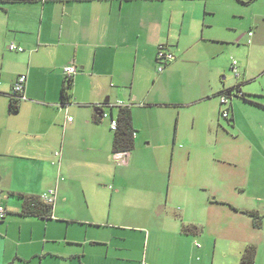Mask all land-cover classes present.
Wrapping results in <instances>:
<instances>
[{
	"label": "crops",
	"instance_id": "1",
	"mask_svg": "<svg viewBox=\"0 0 264 264\" xmlns=\"http://www.w3.org/2000/svg\"><path fill=\"white\" fill-rule=\"evenodd\" d=\"M255 1L0 3V203L8 210L0 220V264H204L197 236L218 223L223 205L240 206L221 195L225 183L210 188L213 182L196 184V176L176 187V202L171 189L160 201L165 190L155 173L167 159L179 164V143L192 150L224 130L218 96L238 84L225 75L230 37L249 22L240 6ZM252 21L249 33L264 30V11ZM162 44L176 58L159 71ZM70 65L77 73L65 104ZM21 74L28 76L26 98L12 110ZM96 106L107 114L99 121ZM122 106L131 107L135 129L124 167L115 162L111 128ZM137 164L156 171L135 172ZM50 189H57L53 218L21 214L26 198Z\"/></svg>",
	"mask_w": 264,
	"mask_h": 264
},
{
	"label": "rangeland",
	"instance_id": "2",
	"mask_svg": "<svg viewBox=\"0 0 264 264\" xmlns=\"http://www.w3.org/2000/svg\"><path fill=\"white\" fill-rule=\"evenodd\" d=\"M240 7L243 9V14L250 18L248 23L239 17L235 18L237 21L245 22V25L239 34L234 32L230 37V42L233 44L229 60L231 58L232 61L234 59L238 61L243 75L242 78L237 79L232 69L227 70L225 75L230 86L236 83L242 85V90L249 96L247 99L250 101L233 96L231 104L233 103L235 120L228 121L220 115L224 130L213 133L210 141L201 138L195 142L192 150H189V143L178 144L176 159H179V164L171 163L170 159H167L163 171L155 173L158 175L157 183L165 190L160 201L168 196V191L171 189L173 195L171 202H176L177 198H174L175 192L178 191L176 187L188 184L187 180H194L196 176V184L213 182L210 188L220 187L225 183L226 188H223L221 195H225L233 202L230 204L240 206L243 210L255 209L264 214V107L259 106V103L260 105L264 103L262 97L264 96V30H254L253 44H247L249 29L254 22L252 15L264 11V0ZM244 33L245 37L238 41L239 36ZM250 49H254L253 52ZM226 58L228 55L225 60ZM234 94L237 92L235 91ZM220 98L221 96H218L219 102ZM251 100L254 103H251ZM228 106L229 104L222 107ZM184 118L187 119L186 124L190 127L192 115L189 119L186 112ZM189 151L191 153H188ZM136 152H140V148ZM142 154L145 157L148 155V153ZM124 160L121 158L115 162L124 167L127 164ZM141 165H133L135 167L132 168L135 172L156 171L153 165H145L141 170L139 169ZM177 173L182 174L184 178L188 175V179L181 181L175 178ZM221 195H211V199L215 197L220 201ZM221 205L215 204L216 207H222ZM223 206L225 211H220L216 220L218 223L206 226L197 236L198 242L207 250L205 256H201V259L204 258V264H240L242 253L249 245H255L257 248L255 264H264V220L262 228H257L255 219L251 215L238 212L229 204Z\"/></svg>",
	"mask_w": 264,
	"mask_h": 264
},
{
	"label": "trees",
	"instance_id": "3",
	"mask_svg": "<svg viewBox=\"0 0 264 264\" xmlns=\"http://www.w3.org/2000/svg\"><path fill=\"white\" fill-rule=\"evenodd\" d=\"M5 1H20V0H0V3ZM67 80V79H66ZM73 86L72 80H67V84L63 88V99L65 104H67L70 101V98L72 97V94L70 92L71 88ZM237 92V97L243 98L245 100L250 101L247 99L249 97L246 93L243 92L241 84H237L235 86H232L228 89H225L219 93V96H221L223 93L228 94L229 96L235 95L234 92ZM236 96V95H235ZM264 99V96H262ZM11 109L16 110L18 108V103L15 99V97H11ZM251 102H254L251 100ZM261 104V103H259ZM264 106V103H262ZM227 110L229 113L232 111L231 103L227 107ZM103 108L102 106H96V117L97 121L101 120L103 118ZM223 115V112H222ZM232 115V114H231ZM224 117V116H223ZM225 118V117H224ZM230 118V115L226 117V119ZM117 120L119 123L118 130L115 132L114 140H113V151H126L130 152L135 147V129L133 126V113L131 107L128 106H122L118 110V116ZM229 120V119H228ZM234 121V117L232 115L230 121ZM236 211H241L243 213H247L254 217L255 219V226L257 228H262L263 226V220H264V214H261L259 211H251L247 209H240L233 207ZM21 214L23 215H33L38 216L43 219H51L53 218V207L50 205L45 204L40 197H28L24 201V206L21 211ZM186 228V227H185ZM186 230L191 231V228H186ZM257 254V248L255 245H249L245 248V250L242 253V258L240 264H255Z\"/></svg>",
	"mask_w": 264,
	"mask_h": 264
},
{
	"label": "built area",
	"instance_id": "4",
	"mask_svg": "<svg viewBox=\"0 0 264 264\" xmlns=\"http://www.w3.org/2000/svg\"><path fill=\"white\" fill-rule=\"evenodd\" d=\"M250 38L248 39V44H251L252 41V36H253V32L249 33ZM9 48L11 50H18V51H23V48L16 45L15 43H12ZM157 58H158V62H159V66H158V70L159 71H163L166 66L175 60L176 56L175 54L170 51L166 45H160V47L158 48V52H157ZM232 71L235 74V77L237 79L241 78L242 73L240 71V65L238 63V61L236 59H234L232 61V65H231ZM77 73V68L74 65H70L67 66L65 68V75L66 78L68 80H72L73 76ZM28 82V76L27 74H21L18 76L16 83L14 85V91H13V97H15V99L17 101H21L22 99L26 98L25 95V91H26V85ZM237 96V94H235ZM229 96L228 94L223 93L221 95L220 101L222 105H228L231 103V99L233 98V96ZM104 115L106 116L107 114L104 113ZM230 115L229 111L227 110V108L223 111V116L226 118ZM69 121H73V117L69 116L68 117ZM112 129L114 131L118 130V120L117 119H113L112 120ZM56 155H60V152H57ZM128 157V152L126 151H118V152H114V159L115 160H119L121 158L126 159ZM126 161V160H124ZM1 195V193H0ZM56 198H57V189H50L49 191H47L46 193H44L40 199L47 205H50L52 207H54L55 203H56ZM8 213L7 208L5 207L4 204L0 203V220H3L6 218Z\"/></svg>",
	"mask_w": 264,
	"mask_h": 264
}]
</instances>
